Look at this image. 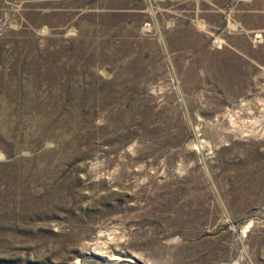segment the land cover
<instances>
[{"label": "rangeland", "instance_id": "obj_1", "mask_svg": "<svg viewBox=\"0 0 264 264\" xmlns=\"http://www.w3.org/2000/svg\"><path fill=\"white\" fill-rule=\"evenodd\" d=\"M0 264H264V0H0Z\"/></svg>", "mask_w": 264, "mask_h": 264}]
</instances>
